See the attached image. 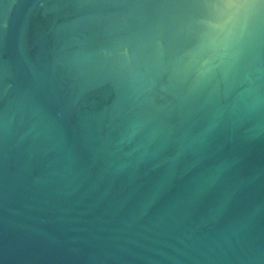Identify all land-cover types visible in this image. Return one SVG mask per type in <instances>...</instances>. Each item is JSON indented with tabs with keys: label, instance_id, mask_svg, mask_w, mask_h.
<instances>
[{
	"label": "water",
	"instance_id": "water-1",
	"mask_svg": "<svg viewBox=\"0 0 264 264\" xmlns=\"http://www.w3.org/2000/svg\"><path fill=\"white\" fill-rule=\"evenodd\" d=\"M0 264H264V0H0Z\"/></svg>",
	"mask_w": 264,
	"mask_h": 264
}]
</instances>
